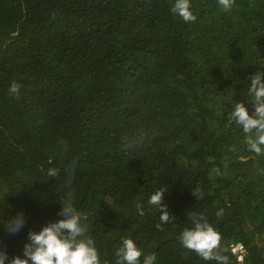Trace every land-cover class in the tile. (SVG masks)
<instances>
[{"label": "trees", "instance_id": "obj_1", "mask_svg": "<svg viewBox=\"0 0 264 264\" xmlns=\"http://www.w3.org/2000/svg\"><path fill=\"white\" fill-rule=\"evenodd\" d=\"M172 3L0 0V209L36 228L71 192L101 264L125 237L156 264H264V152L230 118L264 70V0H191L188 22ZM193 214L212 259L179 239ZM23 237L0 226L10 255Z\"/></svg>", "mask_w": 264, "mask_h": 264}, {"label": "clouds", "instance_id": "obj_2", "mask_svg": "<svg viewBox=\"0 0 264 264\" xmlns=\"http://www.w3.org/2000/svg\"><path fill=\"white\" fill-rule=\"evenodd\" d=\"M233 0H219L220 6L228 10ZM171 11L185 22L196 19L192 11L191 0H173ZM18 85L13 82L9 86L10 93H16ZM247 92L249 100L233 101L230 118L239 125L246 134V142L250 151L260 154L264 152V70H256L249 74ZM48 176L57 175L56 169H49ZM159 189L149 196L148 202L159 208L161 228L166 224L171 213L163 203L165 195ZM58 205L54 219H49L39 227L29 226V215L23 208L0 209V226L9 236L24 233L20 251L11 254L7 245L0 241V264H101L95 241L86 234L83 223L84 214L74 206V196L68 192ZM191 227H186L179 235L183 246L194 250L205 260L212 259L214 249L220 239L216 229L207 221L193 214ZM116 264H156L155 254L144 255L137 242L131 237L122 239L115 253ZM143 260L141 262V257Z\"/></svg>", "mask_w": 264, "mask_h": 264}]
</instances>
